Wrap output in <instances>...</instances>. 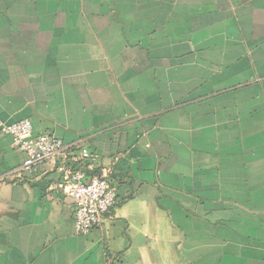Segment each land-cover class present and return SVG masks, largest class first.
Masks as SVG:
<instances>
[{
	"label": "crops",
	"instance_id": "1",
	"mask_svg": "<svg viewBox=\"0 0 264 264\" xmlns=\"http://www.w3.org/2000/svg\"><path fill=\"white\" fill-rule=\"evenodd\" d=\"M25 119L66 148L18 175ZM0 264H264V0H0Z\"/></svg>",
	"mask_w": 264,
	"mask_h": 264
},
{
	"label": "built area",
	"instance_id": "2",
	"mask_svg": "<svg viewBox=\"0 0 264 264\" xmlns=\"http://www.w3.org/2000/svg\"><path fill=\"white\" fill-rule=\"evenodd\" d=\"M1 132L12 139L14 147L25 157L18 175L31 172L65 154L66 145L56 137L42 135L32 138L33 125L28 119L2 125ZM82 157L84 160L91 158L87 152L82 153ZM59 190L75 203V226L79 235H86L99 226L103 216L119 202L109 173L89 178L83 170L67 172Z\"/></svg>",
	"mask_w": 264,
	"mask_h": 264
},
{
	"label": "trees",
	"instance_id": "3",
	"mask_svg": "<svg viewBox=\"0 0 264 264\" xmlns=\"http://www.w3.org/2000/svg\"><path fill=\"white\" fill-rule=\"evenodd\" d=\"M85 172V171H84Z\"/></svg>",
	"mask_w": 264,
	"mask_h": 264
}]
</instances>
